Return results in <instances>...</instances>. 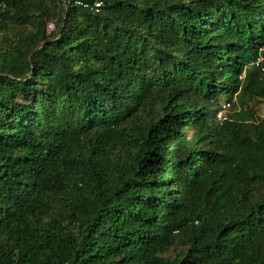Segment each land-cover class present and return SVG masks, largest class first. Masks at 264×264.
Masks as SVG:
<instances>
[{"label": "trees", "instance_id": "obj_1", "mask_svg": "<svg viewBox=\"0 0 264 264\" xmlns=\"http://www.w3.org/2000/svg\"><path fill=\"white\" fill-rule=\"evenodd\" d=\"M96 1L0 0V264H264V0Z\"/></svg>", "mask_w": 264, "mask_h": 264}, {"label": "built area", "instance_id": "obj_2", "mask_svg": "<svg viewBox=\"0 0 264 264\" xmlns=\"http://www.w3.org/2000/svg\"><path fill=\"white\" fill-rule=\"evenodd\" d=\"M78 3H80L84 7L88 6L87 3H82V2H78ZM101 6H102V1L97 0L94 3L93 8L96 10H99ZM4 8H5V3H0V19L2 17V12H3ZM53 27H54L53 23H50L48 25L49 30L52 29ZM259 61H260V59L258 60V62ZM258 62H257V64H258ZM248 106L251 107V104H249ZM237 109L239 110L240 106ZM233 111H234V109L232 108V102L231 101H225L222 103L221 108L217 111L216 117L220 122H223V121L231 118V113ZM259 116L264 119V114L259 115Z\"/></svg>", "mask_w": 264, "mask_h": 264}, {"label": "rangeland", "instance_id": "obj_3", "mask_svg": "<svg viewBox=\"0 0 264 264\" xmlns=\"http://www.w3.org/2000/svg\"><path fill=\"white\" fill-rule=\"evenodd\" d=\"M223 100H224V98L222 99V101ZM255 109L257 110L258 115H263L264 114V100L263 101H257L256 105H255Z\"/></svg>", "mask_w": 264, "mask_h": 264}]
</instances>
